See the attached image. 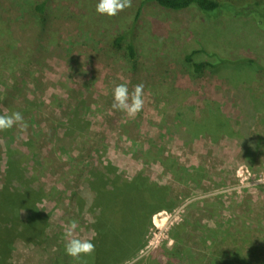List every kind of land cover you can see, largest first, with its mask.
I'll return each mask as SVG.
<instances>
[{
	"label": "rangeland",
	"instance_id": "obj_1",
	"mask_svg": "<svg viewBox=\"0 0 264 264\" xmlns=\"http://www.w3.org/2000/svg\"><path fill=\"white\" fill-rule=\"evenodd\" d=\"M97 3L0 0V114L28 123L0 132V264H80L64 251L71 220L100 240L102 264H264V33L140 0L108 17ZM123 33L132 62L112 43ZM199 50L247 62L195 74L184 58ZM121 83L144 85L135 118L111 108Z\"/></svg>",
	"mask_w": 264,
	"mask_h": 264
},
{
	"label": "trees",
	"instance_id": "obj_2",
	"mask_svg": "<svg viewBox=\"0 0 264 264\" xmlns=\"http://www.w3.org/2000/svg\"><path fill=\"white\" fill-rule=\"evenodd\" d=\"M150 3H156L158 6H160L163 9L176 11V12L193 9L199 12L201 15H203L205 19L211 22H217L218 20L223 18L247 19L253 22L254 25L261 32L264 33V0H140V5L142 7ZM44 6L45 3H42L40 5L35 6V8H33V11L36 12V15H38L39 18H42L44 16L45 13ZM126 41H127V35L126 33H123L122 35H118L115 38H113L112 43L114 47H116L117 49H124L128 56V60L132 62L135 58V48L133 45V41L132 40H129L128 42ZM200 54L205 55L207 58H214L216 60V63L212 64L209 61L194 63V57ZM184 62L187 65H190V67L192 68L195 74H199L204 67H209L210 69H214L216 68V65L218 63H220V65L222 64L239 65L240 62L243 63L247 61H237L230 63L227 60L218 58V56L215 54H207L204 50H199L198 52H192L191 55L186 56L184 58ZM134 187H135V182H130L129 185H127L125 188L129 191H132ZM138 187L140 188L141 191L143 192L145 191L147 192V195H150L149 200L154 199L158 201V203L162 202L164 203V206L162 207L169 209L168 205H165L164 196L166 194L160 196L158 193L160 192V188L156 189L155 186H150L147 184L144 185V183L138 184ZM144 187H146L145 190H143ZM115 188H118V186L116 185ZM161 191L163 192V189ZM155 212H157V210H150L148 216L155 214ZM100 213L101 214L97 216V221H96L98 226L103 225L105 223L104 222L102 224V219L104 218L105 212L100 211ZM34 216H36V214ZM141 220H142L141 217L137 218L132 216L130 217V221H131L130 225H135L138 223L141 229ZM26 233L30 236L32 234V230L29 228L26 231ZM113 233H117L118 236L123 235V232H119V230H113ZM113 233L110 232L107 235H104V237L106 238L109 234H113ZM138 237L139 234L134 233V237L132 240L133 243H135ZM99 243L100 240L95 245V247L98 246ZM117 244H118V249L122 250L121 255L123 256V258L129 256L130 254L132 255L133 251L135 250V246L129 245L130 243L127 241H124L123 243L118 242ZM93 259H94L92 260L93 264H102V262L106 261L104 254L101 255V257L99 258V254H96L95 252ZM240 264H250V263H240Z\"/></svg>",
	"mask_w": 264,
	"mask_h": 264
},
{
	"label": "clouds",
	"instance_id": "obj_3",
	"mask_svg": "<svg viewBox=\"0 0 264 264\" xmlns=\"http://www.w3.org/2000/svg\"><path fill=\"white\" fill-rule=\"evenodd\" d=\"M130 7H132V0H98L95 11L99 15L114 17ZM143 89V83L135 85L131 92L125 83L116 85L112 93L111 108L125 113L129 118H135L144 106ZM13 127H17L21 132L27 130L28 123L24 120L22 113L17 111L11 114H0V132L10 130ZM252 147L255 148V145ZM258 183H264V181H258ZM78 227L79 224L76 220H71L62 225L65 241L64 251L73 260L80 262V264H86L82 258L91 256L95 252V244L91 239L79 236L77 234Z\"/></svg>",
	"mask_w": 264,
	"mask_h": 264
}]
</instances>
